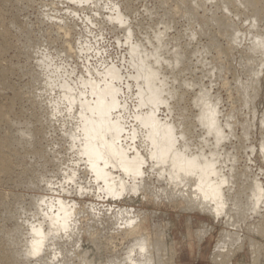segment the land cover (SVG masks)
Masks as SVG:
<instances>
[{
	"label": "bare ground",
	"instance_id": "6f19581e",
	"mask_svg": "<svg viewBox=\"0 0 264 264\" xmlns=\"http://www.w3.org/2000/svg\"><path fill=\"white\" fill-rule=\"evenodd\" d=\"M70 1L74 2L75 4L76 3L78 4L82 2H88L91 0H70ZM204 2L211 3L213 2V0H204ZM3 3L4 0H0V6ZM128 3L129 0H122L123 6L127 7ZM215 4H216L215 7H217L221 11V13H219L221 14V16L217 18L214 14H212L210 16L211 17L210 23L218 28L217 30L220 35L225 36L228 39L229 42L227 41V43H230L231 47H234V50L236 48L237 49L241 48V50L243 51V52L239 51L242 53V55L240 54L241 62H243L242 68H244V70L247 72L248 74L247 76L250 77L249 78L250 83L248 79H247L248 82L246 83V85L249 84L250 86L249 87L247 86L246 89H243L245 88V85L244 84L242 85L241 82L240 84V86L242 85L241 88L240 86H238L240 82L237 83V80L236 79L235 80L239 88V91L241 90L236 95L240 94L239 100H242V102L244 101L246 102L247 100H249L248 99L249 98L248 90H250L249 88L254 90L256 87L261 85L260 83H258L259 81L258 78H259V70L262 67V65H264L263 62H260V61H264V31L261 30L260 27L262 26L261 28L264 29V20L261 25L260 21H262V19H260L259 15L262 13L264 14V0H219ZM180 5L186 8L185 15L189 19V23H190V21L194 20L196 16L195 8H197L196 10L198 11V7H200L202 4L201 3L198 4L196 2V3H192L190 6V4L187 5L186 0H181ZM215 7L213 9H215ZM169 8L170 7H168V9ZM231 13H234V16L236 18H239L241 16L244 17V26L246 24V27L240 29L238 25H235V23L238 24L239 20H237V22H235L234 20H230L229 15ZM164 16H162V19H164ZM263 17L264 15H262V18ZM112 20L116 23H119L121 26H124L123 31L125 33L126 42L128 43V54H129L128 64L129 67L133 70V73L132 75H130V78L134 80L136 93H135V106L133 111L130 112L131 113L130 119L132 122V123L130 122L131 126L127 128V123H126L127 118L125 115L128 110V107H127V103L123 102L120 96L122 88L119 85V82L122 80L123 77L120 75L119 71L113 66L107 67L101 72H98L97 75L98 78L96 77H90L87 79L80 78L77 80L78 82L73 81L71 85L69 81L70 82L72 81L68 79L69 77H67L68 75H71V73L70 72L68 73L65 70L63 71L62 74L60 72L57 73L56 71L57 68L55 67V65H53L50 55L41 54L39 58L36 59L37 60L35 64L36 70L35 71L32 70L34 72L31 78V82L29 83V87H31L32 89L34 88L35 89L34 93L36 92L33 98L34 103L44 106L46 112L45 115L46 124H48L49 127H52V125L55 127L56 124L55 125L53 124L55 121H62L61 124L63 125L61 129L63 128L62 130L64 133L62 132L61 134L65 135L62 137L63 138L66 137L65 139H67L66 141H68V145L66 144L67 142L66 143L64 142L65 140L64 141L62 140V142H64L65 145L69 147V148L67 147L65 151H67L68 149L69 151L67 152L74 153L73 156L75 155L76 157V159H74L75 163L77 162L76 160L78 159V162L79 161L82 162L83 167L85 166L84 171L89 172L97 182L102 183L103 189L101 190L104 193L103 195H105L108 199L113 201H118L123 197V198H128L130 202L133 203L134 200L138 199L139 197H141V199L142 198L145 199L147 196H149V198L154 199L153 203L154 201H156V203L160 204L166 201L167 204L174 203L176 205H182L185 211L190 210V212L197 211L202 214L207 213L215 220L216 219L218 220V218L223 217L224 225L227 226V228L229 229L226 231L222 230L223 233L220 235L217 247L211 254V260L219 264H230L235 254L241 252L244 246V241L246 237L242 238V236H240L239 231L241 229H244L249 233L256 232L259 234L260 233L264 234V211L260 210L262 205H264V191L262 187L264 185H261V183L257 180L258 177L255 178L256 175L254 176L252 174L253 175L252 177L254 178H251L250 176H248L249 174L247 175L246 173L243 172L242 173L237 172L235 167L231 164H230L231 166L229 165L228 167L229 168L228 172L225 173L226 171L224 172V169L228 166L226 161H229V157L227 153H224V156H222L218 150L220 144L224 143L230 134V132H228L229 134L227 133L224 134L225 131H223L224 129L223 127H226L229 130H231V128H233L235 124H237L235 121V115L238 113H236L235 115L233 114V112L228 114L226 113L225 115H222V118L219 117L220 112L218 111L216 104L213 101H210L209 99L210 94L207 93L208 89L206 91L199 89L200 91L196 93L194 97L192 96L193 97L192 103L195 109L194 108L191 109H194L195 112L197 111V114L195 113L196 114L195 119L191 120L190 116L192 117V115L188 117L185 114L186 113L185 109L190 105H188L184 109H180L181 104L179 105L180 107H178V103L182 102L185 99L184 97L185 95H187L186 91L188 89L193 90L192 87L200 85V82L197 85L189 82L191 80L188 81L187 79H183L184 75L181 78V74L183 73L182 68L184 66L183 65L184 59L186 58L184 54H187L189 52L188 49H185L186 52L187 51L188 52L187 53L183 52L184 54L178 51L177 49L178 40L170 39V38L169 40H166L164 38L166 37V34L165 36H163V34L161 35L159 31L155 32L152 36L149 35L148 33H144L142 39L137 41L135 40V42H132L131 39L133 36V30H131L130 27L127 26L126 21L123 20L121 13L118 12L115 18H113ZM171 22L172 21H170L169 23L171 24ZM190 24L192 25V23ZM158 25L159 24H157V26ZM241 26H243V22ZM164 27H169V26L164 25ZM200 28L202 30V27ZM205 28L204 30H206ZM200 32L201 31H199V33ZM68 33L69 30L68 31L64 30L63 37H65V35H67ZM5 34L6 32L3 31L0 32V52L6 50L5 36H4ZM203 34L205 36L206 32H203ZM207 35H209L208 31H207ZM187 38L190 40V37ZM206 45L204 44V46ZM204 46H202V48L200 47L201 49L199 51L197 49L196 50L194 49L191 53L194 55L196 54L200 55V58L198 57L197 59L195 57L193 58L196 59L198 64L204 67V72H203L204 75H208L209 74L208 65H207L208 63L207 61L205 62L206 59H203L202 56L206 55L208 50L209 52H211L212 48H214V50H217L218 46L217 43H212L210 46H206V47ZM227 46L228 45L226 44V47ZM209 48H211V50ZM67 49L68 52L69 50L70 51L72 50L70 46H68ZM228 49H230V47ZM232 51L230 50V52ZM218 52L220 51L218 50ZM228 52L225 50L224 53L226 54ZM35 54L36 51L32 49V51L28 53V56L32 58V56H34ZM219 54L221 55V53ZM207 55L209 56L210 54ZM257 55L259 56L258 59L259 62L262 63L260 66L256 64L258 62V61L256 62ZM210 57L212 56L210 55ZM228 57L229 56L225 57L226 60ZM221 61L223 60L221 59ZM209 64L213 66L212 63ZM188 72L189 73L191 72L190 69ZM4 76L5 73L3 71V73H0V78H1L0 81L4 80ZM208 76L205 77L208 78ZM212 78L210 79V82H212L213 84L214 81H212ZM214 78L213 80H215L218 77H216L215 79ZM237 79L239 80V78ZM207 80L209 81V78ZM220 82H222V80ZM4 83L3 86L5 87L6 85H4ZM215 83L216 81L214 82V84ZM13 89H11V91H13ZM193 91L195 92V90ZM15 96L16 98L18 96V98L21 99L20 93L17 95L15 94ZM188 97L191 96L189 95ZM211 99H213L212 96ZM30 100L32 102L31 98ZM239 106L241 107V105ZM242 107L246 108V106L244 105ZM249 109H247V111ZM164 111L167 113V117L162 119L160 118L159 114L160 112H164ZM191 113L192 112H190V114ZM262 114H263L261 115L262 118L260 117L261 126H259L261 128L260 132L262 134H259L261 139L258 143L259 144L258 151L260 153L259 154L260 157L264 162V112H262ZM63 118L65 119L63 120ZM221 120L224 123L221 124ZM193 121H195V123ZM69 122L71 123V125ZM40 123L39 125H43V122L41 124ZM67 123L70 125V127ZM7 124L9 125L10 123L8 122ZM65 124H67V126L69 127L68 130L64 129L66 126ZM197 125L199 126L200 132L199 130L198 132L200 134L197 135L195 132L194 135L196 134L195 138L198 140L194 139V136L192 135L193 131H191V129L194 130V127H196ZM251 125L252 124H250L249 122H246L241 127H243L244 129L246 128V130L248 131ZM56 130H54V132ZM241 131L245 132L243 134H246V131L242 130V128ZM44 134H45L44 131L40 132L39 130L36 129L21 130L20 128V130L17 132L15 136L0 137V173H3L4 176L7 177L8 179L11 178L9 176L11 174L8 175L9 177L5 175L6 172H9L10 169L8 166L9 164L4 159L5 152L9 151L11 153V150L9 149V147H7V145L10 144L17 145L22 148L24 153L35 154L37 156V154L40 152L36 149L37 139L39 135L42 138H47V136L45 137ZM246 137H251V136L247 135ZM242 139L244 140L247 138H242ZM238 140H241V138ZM240 145H239V147H241L240 150H242L243 144L241 143ZM224 146H228V144L225 145L224 143ZM231 146L234 147L233 145ZM239 147L237 149L233 148V151L234 150L239 151ZM243 149H245V147ZM248 149L253 153L254 149L251 150L250 147L248 148L247 146L246 150ZM41 153L43 152L41 151L40 154ZM48 153L51 155L54 152L52 151L51 153L50 152ZM42 158H44V156H42ZM47 158H45V160H47ZM236 159L237 158H235V161L238 160ZM249 160L250 159H248V161ZM66 162L64 161V163ZM80 162L78 164H80ZM56 163L59 162L57 161ZM64 163L62 164V167H64L63 166L65 165ZM70 163H72L70 166L78 165L73 163L72 160L70 161ZM68 164L69 163H67V165ZM41 165L43 166V164ZM65 167L64 169H62L63 174L67 171V169L69 173L64 174L65 177L64 179L63 178L62 179L65 180L67 183L69 182L72 184L76 183L74 180H75V176L77 175V172L74 171L73 168L70 169ZM75 170L78 169L75 168ZM113 171H117L119 174L117 173L118 175H115ZM35 173L37 174V172ZM39 173L37 174V177ZM63 174H61L60 176H62ZM41 176H43L42 178L46 179L45 178L46 176L45 177L44 175ZM30 178H29L30 183L31 181L34 183L35 180L32 179L30 180ZM77 178L78 176L76 177V179ZM39 179L40 178H38V180ZM152 179L155 180V182L154 181L152 182ZM238 179L240 180V187L239 184L238 185L236 184ZM38 180L36 181V184L34 183L36 186H38L40 183H44L43 182L44 180L42 179L43 181L41 180L42 182H40L37 185ZM33 183L31 184L32 188H35L36 186H34ZM82 183L80 182L81 184L80 187L82 186ZM60 184L63 185L65 183H60ZM75 185H77V183ZM235 185H237L238 187ZM39 186H41V184ZM26 187L28 188V186ZM44 187H46V185ZM50 187L48 186L46 188H50ZM236 187L238 188V191L235 192L234 188ZM32 188H30V190ZM46 188H43V191ZM86 190L87 189L85 190L83 189L84 193ZM71 191H73V189ZM76 191L77 189L75 190V192ZM79 191H81V188L79 189ZM233 191L235 192V194H232ZM65 192H67V190ZM62 193L64 194V190ZM20 197L22 198V196ZM41 197L39 199H35L32 196L33 200L35 201L30 203H28L27 201L26 205H30L32 203L34 204L33 208L30 205V207L34 210H32L29 206H27L29 207V210L21 209L20 208L21 206H19V208L23 210L25 214L23 219L25 217L26 218L24 220L19 219L20 212L19 213L16 212L15 214H11V213L8 214L6 212L0 213L1 221L7 219L11 220L12 218H15L16 215H18L17 217H19L18 219L16 218V221L20 220L19 224H17L14 221L16 225H14L13 228L10 229L9 231L7 230V228L4 230V228H2L3 227L2 224H0L1 225L0 228L2 229V230L0 229V264H30L31 260L35 261V263L31 262L32 264H70L69 260L72 259L75 260L77 259L78 261L76 260L77 261L76 263L79 262L78 264H165L164 262L165 258H163L165 245L162 241H160L161 239L153 240V238H151L148 232V228L146 226L147 221L145 220V217H142L141 219H137L136 218L137 216L136 217L133 216L131 210L129 211L128 209H123V208L119 209L120 207L118 208L119 210L112 215V220L114 223L118 224L121 227L120 231H122L124 238L129 237L131 239V242L129 243V245H127L129 246L128 249L126 250L127 253L125 254L122 252L125 255V257L121 256L122 257L121 259L120 257L118 258L116 256L104 257L103 255L104 247L101 245V242L97 238L96 239L97 241L94 240L95 245L94 246L92 245L93 247L89 249L90 251L88 252V255L92 256L93 258L92 259L89 258L90 261L87 260L88 258L85 257V254L83 253L82 249H80V245L81 244L84 245V242L82 241V239L79 240L81 235L83 234H81L82 231H80L79 229L80 226H78L81 224L79 223L81 220L79 221L75 213L78 204H76L75 202H70V200L54 201L53 197H46L48 199L46 198L43 199ZM27 198H29V196ZM2 199L3 197L0 196V205L3 204ZM29 200L32 199L29 198ZM19 203H22V201H20ZM23 204L24 202L22 203V205ZM88 208L89 207H87V209ZM30 209L34 212H31ZM80 209L82 208L80 207ZM94 212L96 213L97 211ZM81 214L82 213L78 215L82 216L83 214L82 215ZM98 215L100 216V214ZM107 215L108 212L106 216ZM136 215L138 214L136 213ZM88 216L90 217V214ZM94 216L92 215L90 217V219H92L91 220L92 222L95 219ZM249 220H253V222L250 223ZM95 222L96 221H94V223ZM111 222L112 221H110V223ZM14 223H12V225ZM104 224L105 223H103V225ZM118 225L117 227H119ZM115 226L116 225H114V227ZM91 228L93 229L94 227L90 226V229ZM87 230L89 231L88 228ZM110 231L112 232L111 229ZM197 233L196 234L199 237L198 240H201L205 232L198 231ZM72 243L75 245L76 243H78L79 246V248L72 249L73 251H75L74 253L67 251L65 249L67 248V246L64 247V244L70 245ZM254 243H255L254 241L248 238V246L250 248L249 250L256 248L257 245H255ZM127 246L125 247V249L127 248ZM114 248L116 249V247ZM87 251L84 252L87 253ZM253 261H254L253 263L257 262V260H253Z\"/></svg>",
	"mask_w": 264,
	"mask_h": 264
},
{
	"label": "rangeland",
	"instance_id": "374dc122",
	"mask_svg": "<svg viewBox=\"0 0 264 264\" xmlns=\"http://www.w3.org/2000/svg\"><path fill=\"white\" fill-rule=\"evenodd\" d=\"M180 1L181 0H129L128 6L125 7L122 5V0H91L88 2H82L78 4L77 3L75 4L74 2L70 0H4V3L0 6V32L2 31L6 32V34L4 35L6 50L0 52V73H3V71L5 73L4 80L0 81V109H1L0 110V119H1L0 137L15 136L21 128V130L36 129V130H39L40 132L44 131L45 137L47 136L48 138V139L42 138L39 135L37 139L36 149L40 152L42 151L43 153H41L42 154L41 155L39 152L37 156L35 154L24 153L22 148L17 145H13V144L7 145V147H9V149L11 150V153L9 151L5 152L4 159L9 164L8 166L10 169H9V172H6L5 175L8 176L9 174H11L9 175L11 178L9 179H12V180H9L7 177L4 176L3 173H0V182H1L0 183V196L3 197L2 199L3 204L0 205V213L6 212L8 214L10 213L15 214L16 212L17 213L20 212L19 214L20 218L17 217L18 215H16L15 218H12L14 220L12 219L11 220L7 219L3 221L0 220V224H2L3 226L2 228H4V230L7 228V230L9 231L10 229L13 228L14 225H16V223L19 224L20 220L16 221V218L17 219L19 218L21 220H24L26 218L25 217L23 219L25 214L23 210L21 209L29 210L30 205L33 208L34 207L33 203H32L33 205L32 204L26 205L27 201L28 203L34 202L35 200H33V198L39 199L42 196L41 198L43 199H45L46 197H53L54 201L70 200V202H75L76 204H78V207L76 208L77 212L75 211V213L79 221L81 220L79 222L81 224L78 226H80L79 229L80 231H82L81 234H83L81 235L79 240L82 239V241L84 242V245L82 244L81 245L79 244V245H80V249H82L83 253L85 254V257L88 258L86 259L90 261L89 258L91 259L93 258L92 256L88 255V252L90 251L89 249H91L95 245L94 240H96L97 238L101 242V245L104 247L103 248L104 257L116 256L118 258L120 257L121 259L122 257H125L123 253L125 254L127 253L126 250L129 247L127 245H129V243L131 242V239L129 237L124 238L122 231H120L121 227L118 224L113 222L112 215L115 214L119 209L123 208V209H128L129 211L131 210V213L133 214V216L135 217L137 216L136 217L137 219H141L142 217H145V220L147 221L146 226L148 228V232L151 238H153V240L161 239L160 241H162L165 245V251L163 254L164 256L163 258H165L164 259L165 264L166 263L167 264L168 263L170 264H219L211 260V254L217 247L220 235L223 233V231H226L229 229L227 228V226L224 225L223 217L218 218V220L217 219L215 220L213 217H211L207 213L202 214L197 211H191V212L190 210L185 211L182 205H176L174 203L167 204L166 201L160 204L156 203V201H154L153 203L154 199L149 198V196H147L145 199L144 198L141 199V197H139L138 199H135L133 203H131L128 198H123V197L119 199L118 201H113V200L108 199L105 195H103L104 193L101 190L103 189L102 183L97 182L89 172H85L84 171L85 166L83 167L82 162L80 161H79L80 164H78L79 163L78 159L76 160L78 163L77 162L75 163L74 159H76V157L75 155L73 156L74 153L67 152L69 151L68 149L67 151H65L66 148L68 147L67 146L68 141H66L67 140L65 139L66 137L64 138L62 137L65 135L61 134L63 132L62 130L63 128L61 129L63 125L61 124L62 121H55L53 124L54 125L56 124V125L55 127L52 125L53 128L49 127V125L46 124V119H45L46 112H45L44 106L34 103L33 98L36 92L34 93V90H35L34 88L32 89L31 87H29V83L31 82L33 72L36 70V67H35V64L37 61L36 59L39 58L41 54L50 55L53 65H55V67L57 68L56 70L57 73L60 72L62 74L64 70L67 71L68 73L69 72L71 73V75L67 76L69 77L68 79L72 81V82L69 81L71 85L73 81L78 82L77 80L80 78H85V79L90 78V77L98 78L97 77L98 72H101L107 67L113 66L119 71L120 75L123 77L122 80L119 82V85L122 88L120 96L122 98L121 100L127 103L128 110L125 116L127 118V122H126L127 128H129L132 123L130 119V115H131L130 112L133 111L134 106H135L136 88H135L134 80L130 78V75H132L133 70L129 67V64H128V61H129L128 43L126 42L125 33L123 31L124 26H121L119 23H116L112 20L113 18H115L116 14L120 12L123 17V20L126 21L127 26H129L130 29L133 30V36L131 39L132 42H135V40L137 41V40L142 39L144 33H148L149 35L152 36L155 32L159 31L161 35L163 34V36H165L166 34V37H164L166 40H169V38L178 40L179 42V43L177 42L178 51L183 53V52H186L185 49H188L190 53L188 51H187L188 53L186 52L187 54L183 53L186 58L184 59L183 65L185 67L183 66L182 68L183 73L181 74V78L184 75L183 79H187L188 81L191 80L189 82L197 84V85L200 82V85L195 86L196 88L192 87V89L195 90V92L193 90L188 89L187 90L188 93L186 91L187 95H185L184 97L185 99L182 102L178 103V107L181 106L180 109H184L188 105H190L185 109V112H186L185 114L188 117L192 115L193 118L191 116L190 118L191 120L192 119L194 120L195 115L197 114V111L195 112L194 110L195 107L192 103V98L201 89L203 91H206L208 89L207 93L210 94L209 95L210 101H213L216 104L217 109L220 112L219 117L222 118V115H225L226 113L228 114V113L233 112L234 115L238 113L239 115L238 114L235 115V121L237 124H235V126L231 128L232 131L226 127H223L224 128L223 131H225V133L224 132L223 133L229 134L228 132H230L229 136L232 137L230 138L228 136L227 140L224 142L225 145L228 144V146H224V143H221L220 144L221 147L219 146L218 148L219 153L222 156H224V153H227L229 157V161L225 160L228 166L224 169V172L225 171H226L225 173L228 172L229 170L228 167L231 164L235 167L237 172H240V173L243 172V173H246L247 175L249 174L248 176H250L251 178H254L252 176L256 175L255 178L258 177L257 180L261 183V185H264V162L262 158L260 157L259 155L260 153L258 151L259 150L258 143L261 139L259 134H262L260 132L261 128L259 127L261 126L260 117L262 118L261 115H263L262 112H264V71H263L264 65H262V67L259 70L258 83H260L261 85L258 84L260 87L257 85L258 87H256L254 90L249 88L250 89L248 90L249 100H247L246 102L244 101L246 104L245 105L244 102H242V100H239L240 94L236 95L241 91V90L239 91V88H238L241 82H242V85L243 84L245 85V88L243 89H246L247 86L248 87L250 86L249 84L246 85L250 77L247 76L248 75L247 72L244 70V68H242L243 62H241V57H240L242 53L239 52L242 50L241 48H238V49L236 48L234 50V47H231V44L227 43L228 39L225 36L220 35L217 30L218 28L210 23V18H211L210 16L212 14H214L217 18L221 16V14H219L221 13V11L217 7H215L216 5L215 3H217L219 0H216V1L213 0V2H211L212 4L209 2L205 3L204 0H188V1L186 0L187 5L190 4V6L192 3H196V2L198 4L199 3L202 4L200 7H198V11L196 10L197 8H195L196 16L194 20L190 21L192 25L189 23V19L185 15L186 8L180 5ZM207 6L210 7L211 9L208 8ZM213 6L215 7V9H213L214 8ZM168 7L170 8L168 9ZM211 10L213 11V13ZM262 15L264 14L262 13L259 15L260 19H262V21H260L261 25L264 20V17L262 18ZM162 16H164V19H162ZM165 17L166 18L168 17V18L166 19ZM200 19H202L203 21ZM229 19L234 20L235 22L239 20L238 24L235 23L234 21L233 22L235 23V25H238L240 29H243L246 27V24L244 26V17L242 16L239 18H236L234 16V13H231L229 15ZM170 21H172L171 24L169 23ZM242 22H243V26H241ZM157 24H159L160 27L159 25L157 26ZM164 25H167L169 27H164ZM200 27H202V30ZM203 27L204 28L206 27L205 28L206 30H204ZM261 27L260 29L264 31V29ZM64 30H67V31L69 30V33L67 35L64 34L65 37H63ZM199 31L201 32L199 33ZM207 31L209 35H207ZM29 32H30V35H29ZM203 32H206L205 36ZM186 36L190 37V40ZM222 37H224L226 40ZM212 43H217V46H218L217 50H214V48H212L211 50V48H209L211 52H209L208 50L209 53L207 52V54H210L212 57H210V55L208 56L207 54L202 56L203 59H206L205 62L207 61L208 63L207 64L208 70H209V74H208L209 76H208V75H204L203 73L204 67L198 64L196 61L197 57L200 58V55L196 54L197 55L196 56L192 54L191 52L194 49L195 50L197 49L199 51L202 48V46H204V44L205 45L207 44L206 46H210ZM226 44L228 45L227 46L228 48L230 47V49L226 47ZM79 45H81L82 47ZM68 46H70L72 49L71 51L69 50V52L67 49ZM32 49L36 51V54L32 56L31 58L28 56V53L32 51ZM218 50L220 52H218ZM225 50L227 52L228 51L230 52V50L231 51L233 50V51L225 54L224 53ZM219 53H221V55L223 56H221ZM224 56L225 57L229 56V57L226 60ZM193 57H195L196 59ZM256 58H257L256 62L258 61L256 64L258 66L262 64L260 62H263L264 64V61L259 62L258 55L256 56ZM221 59L223 61H221ZM209 63H212L213 66L210 65ZM189 69L191 71L190 73L188 72ZM123 72L125 76L123 75ZM218 75L221 76L223 79L219 77ZM200 76L202 77V79ZM205 76H208L209 81L207 80L208 78ZM212 77L213 78L218 77V78L216 79L214 78L215 80H213ZM236 77L239 78V80ZM211 78H212V81L214 82L216 81L215 84L214 82L213 84L212 82H210ZM235 79L237 80V83L240 82L238 86H237ZM240 79L241 80L243 79L245 81L243 80L241 81ZM221 80L222 82H220ZM3 83L4 85L7 86V88L6 86L5 87L3 86ZM242 85L240 86L241 88H242ZM11 89H13V91H11ZM15 90L19 91L21 99L18 98V96L16 98L15 94L17 95L19 93L18 91H15ZM21 92H22V95H21ZM188 94L191 97H188L189 96ZM211 96L213 99H211ZM30 98L32 99V102ZM239 105H241V107ZM243 105L246 106L247 109L250 108L248 110L250 112H248L246 108H243L242 107ZM191 108H194V109H191ZM190 112L192 113L190 114ZM243 114L245 115L247 114V115L245 116ZM159 115H160V118L162 119L167 117V113L165 111L160 112ZM250 116L253 119H251ZM64 119L65 118H63V120ZM39 120L41 123L43 122V125H39L40 123ZM8 122L10 123L9 125L7 124ZM35 122L39 126L36 125ZM193 122L195 123V121ZM246 122H249L250 124H252L249 127L251 130L248 129L247 131L246 128L244 129L243 127H241ZM222 123L224 122L221 120V124ZM67 124H65L66 125L64 128L65 130H68L71 125V123L70 125L68 124L69 125L68 127ZM42 126L43 127L45 126V127L43 128ZM241 128L242 130L246 131V134L248 136H251V137H246L247 135L243 134L245 132H242ZM56 129L59 131H57ZM54 130L56 131L54 132ZM198 130H199L198 125L194 127V130L191 129V131H193L192 135L194 136V139H196L195 138L196 134L197 135L200 134L199 133L200 130L199 132ZM195 132L196 134L194 135ZM233 136H236L239 138H236ZM240 138L241 140H238ZM242 138H247V139L243 140ZM62 140L63 141L65 140L64 142L65 143L67 142L66 143L67 145H65V143L62 142ZM241 143L243 144L242 150H240L241 147H239ZM231 145H233L234 147H232ZM247 146L248 148L250 147V149L253 146V148L251 149V150L254 149L253 153L249 149L246 150ZM238 147H239V151L238 150L233 151V148L237 149ZM244 147L245 149H243ZM47 151L50 153L53 151L55 154L52 153L53 155L51 154L52 155L51 156ZM42 156H44V158H42ZM45 158H47V160H45ZM235 158L238 159V160L236 159L238 162L235 161ZM247 158L250 160L248 161ZM71 160L73 163L78 164V165L77 166L73 165L74 167L70 166L72 164L70 163ZM57 161L59 163H56ZM64 161L65 162L67 161V162L64 163ZM62 162L66 165L67 168H70V169L73 168L74 171L77 172V175L75 172L76 176L74 180L77 183V185H75L76 183H73V184L70 182L67 183L65 180H63L65 177L64 174L69 173V172L67 169V171L63 174L62 169H64L65 165H63L64 167H62V164H63ZM67 163L69 164L67 165ZM41 164H43V166ZM75 168L78 170H75ZM38 171L41 172L42 174L39 173ZM43 171H44V174H43ZM35 172H37V174L39 173V175L40 174L44 175V177L46 176L45 177L46 179L42 178L43 176L41 175H40L41 177L39 175L37 177V174ZM113 173L115 175L119 174L117 171H113ZM61 174H63L62 175L63 177L60 176ZM77 176H78L77 178L78 181L76 179ZM29 178L30 180L31 179L35 180L34 181L35 184L38 178L40 179L42 178L44 181L42 179L41 180L44 183H40L42 181L39 179L37 185L40 183L41 186H39L40 184L36 186L32 181L30 183ZM153 181L155 182V180L152 179V182ZM80 182L81 183L83 182L82 183L83 187L82 186L80 187L81 185ZM32 183L34 186L37 187V188L35 187L36 190L35 188H32V185H31ZM60 183H65V184L61 185ZM236 184L237 185L239 184V187H240L239 179L237 180ZM29 185H30V188H32L33 190L32 189L30 190ZM45 185L46 187L48 186L49 187L51 186V187L46 188L44 187ZM26 186H28V188ZM237 187L234 188L235 192L238 191ZM262 187L264 191V186ZM43 188H46V189L43 191ZM80 188L83 194L81 193V191H79ZM72 189L73 191H71ZM76 189L77 191L75 192ZM83 189L84 190L87 189L88 191L86 190L84 193ZM63 190H64V194L62 193ZM66 190L67 192H65ZM233 192L232 194H235V192L234 193ZM30 195H32L33 198ZM20 196H22V198ZM28 196L32 200H29V198H27ZM17 200L19 202L22 201V203L24 202V204L22 205V203H19ZM18 203L21 205H19ZM19 206H21L20 207L21 209L19 208ZM80 207L82 209H80ZM87 207L89 208L87 209ZM32 210L31 212H34ZM260 210L264 211V205H262ZM94 211H97V212L95 213ZM107 212H108V215L106 216ZM80 213H82L83 215L81 214L82 216H79L78 214ZM136 213L138 215H136ZM89 214H90V217L92 215L94 216L95 214L97 215V216L96 215L94 216L95 219L93 220V222L91 221L92 219H90V217L88 216ZM98 214H100V216ZM96 218H98L99 220ZM109 220L112 222L110 223ZM14 221L16 223H14ZM94 221L96 222L94 223ZM249 221L250 223L253 222V220H249ZM12 223L14 224L12 225ZM103 223L105 224L103 225ZM114 225L116 226L114 227ZM117 225L119 227H117ZM90 226L91 227L93 226L94 228L93 229L91 228L92 229L91 230ZM110 226L111 227L113 226L112 227L113 229ZM85 228H86V231H85ZM87 228L89 229V231L87 230ZM110 229L112 230V232L110 231ZM198 231L205 232L201 240H198L199 239V237L197 236ZM97 233L98 234L100 233L101 236L100 234L98 236ZM88 234L89 235L92 234V235L89 236ZM239 234L240 236H242V238L246 237L244 241V246L241 252L235 254L230 264H264V250H263L264 249V234H261V233L259 234L256 232L249 233L248 231L244 229H241L239 231ZM248 238L254 241L255 242L254 244L257 245L256 248H253L254 250L253 249L249 250L250 248L248 246ZM63 243H66V242H63ZM73 243L70 245L64 244V247L67 246V248L65 249L71 253L75 252L72 249L79 248L78 243H76V245ZM126 246L127 248L125 249ZM114 247H116V249ZM84 251L85 252L87 251V253H85ZM252 255H255V256H252ZM76 260L75 259L69 260L70 264H74V263L78 264L79 262L76 263L78 261ZM253 260H257V262L253 263L254 262ZM31 262L35 263L34 260H31ZM31 262L30 264H32Z\"/></svg>",
	"mask_w": 264,
	"mask_h": 264
}]
</instances>
